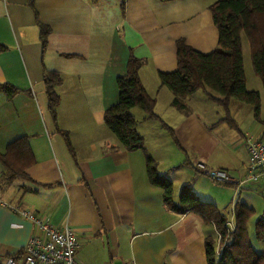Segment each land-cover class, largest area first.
I'll use <instances>...</instances> for the list:
<instances>
[{"label": "crops", "instance_id": "obj_1", "mask_svg": "<svg viewBox=\"0 0 264 264\" xmlns=\"http://www.w3.org/2000/svg\"><path fill=\"white\" fill-rule=\"evenodd\" d=\"M213 1L119 0V15L109 20L99 0H33V6L29 0H0L5 46L0 83L19 88L11 98L0 91V152L27 135L34 155L26 177L0 179V258L20 255L37 232L16 210L24 208L59 228L72 227L80 264H207L205 237L214 226L164 204L162 188L148 179L145 151L171 180L175 203L188 184L220 210L240 200L254 209L255 220L264 213L261 184L236 192L198 167L225 169L236 177L247 171V139L264 140L252 107L229 102L224 116L209 115L210 91L198 89L179 109L158 77L175 68L177 39L203 52L216 48ZM37 20L50 28L45 46ZM108 21H116L114 30H107ZM130 53L145 60L139 78L155 99V113L172 129L133 107L145 151L122 147L104 122L105 109L118 99L116 77L125 72ZM45 69L62 77L55 88L60 97L55 117ZM227 114L234 125L224 120Z\"/></svg>", "mask_w": 264, "mask_h": 264}, {"label": "trees", "instance_id": "obj_2", "mask_svg": "<svg viewBox=\"0 0 264 264\" xmlns=\"http://www.w3.org/2000/svg\"><path fill=\"white\" fill-rule=\"evenodd\" d=\"M33 6V0H29ZM213 24L217 29V46L209 52L195 49L179 38L175 42L176 66L171 71H159L161 84L173 93L171 104L184 109L183 99L198 89H208L210 98L225 111L231 99L244 102L252 107L255 119L264 131V108L258 90L246 87L243 64L241 33L249 42L251 65L259 76L264 88V0H215L209 5ZM35 14L36 11H35ZM42 45L47 43L50 28L37 20ZM5 46L0 43V51ZM144 59L130 53L125 63V72L116 77L118 99L104 111V122L116 136L118 143L128 150L145 151L143 136L137 130V120L132 113L138 107L147 119H159L154 111L155 99L150 96L139 78V68ZM48 107L53 117L59 103L56 86L62 77L56 70L45 69L43 74ZM0 91L11 98L19 91L13 84L0 83ZM230 125L233 120L227 114L225 119ZM66 135V133L64 132ZM29 138L23 135L10 141L0 152V179L10 182L17 177H26V169L33 163ZM145 165L148 179L163 190L164 204L179 212L192 211L203 222L214 226V233L205 237V255L207 264H264V251H258L249 236L248 221L254 215V209L246 203L236 200L234 204V224L227 229V213L220 210L211 201L200 199L190 185L184 184L179 193L178 202L173 201V185L169 178L157 170L155 159L145 151ZM217 232L222 234V251L217 252ZM254 235L264 237V213L254 221Z\"/></svg>", "mask_w": 264, "mask_h": 264}, {"label": "built area", "instance_id": "obj_3", "mask_svg": "<svg viewBox=\"0 0 264 264\" xmlns=\"http://www.w3.org/2000/svg\"><path fill=\"white\" fill-rule=\"evenodd\" d=\"M249 164L247 171L236 177L227 170L206 169L202 163L198 167L204 170L211 181L233 185L236 192L249 185L261 184L264 193V140L249 137L247 139ZM2 204H5L2 202ZM17 212L32 221L37 232L32 234L18 256L0 258V264H80L77 259L79 242L74 229L70 226L59 228L48 223L45 219L24 208H16ZM225 223L228 231L234 229V207L228 214ZM217 252L222 251V234L217 232ZM124 264H136L134 260Z\"/></svg>", "mask_w": 264, "mask_h": 264}, {"label": "rangeland", "instance_id": "obj_4", "mask_svg": "<svg viewBox=\"0 0 264 264\" xmlns=\"http://www.w3.org/2000/svg\"><path fill=\"white\" fill-rule=\"evenodd\" d=\"M100 4V8H104L105 9V15L107 18H109V20H113L116 19V17L119 15V0H99L98 2ZM114 22L116 21H108V23L110 24V28L107 30H111L114 27ZM114 30V28H113ZM241 45H242V52H243V64H244V72H245V78H246V87L248 89H256L259 88L261 90V105H262V110L264 108V88L262 86V82L259 78V76L256 75V73L254 72L252 65H251V57H250V48H249V42L248 39L246 37V34L244 32L241 33ZM209 105H210V109L208 111L209 115H213L215 112L218 115V117H222L225 114V108L222 105H218L212 101H209ZM231 105L229 107H232L234 103H241L242 105L245 106H249L248 104L238 101L236 99H231L230 100ZM203 112V116L204 118L207 120L208 116L207 113L203 110H201ZM167 131V130H166ZM230 189L234 190V187H229V186H224ZM230 206L231 204L227 205L225 208H221L222 210L224 209V211L228 214L229 210H230ZM255 214L250 218V220L248 221V231H249V236L250 239L253 241L254 246L256 248H260L259 246L263 245L264 246V237L263 238H256L255 235L253 234V232L251 230L252 229V223H254L255 221Z\"/></svg>", "mask_w": 264, "mask_h": 264}]
</instances>
